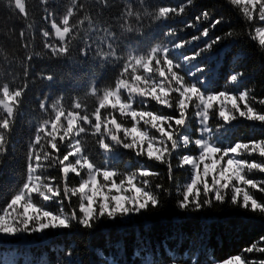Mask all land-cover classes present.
Listing matches in <instances>:
<instances>
[{
    "label": "snow or ice",
    "instance_id": "obj_1",
    "mask_svg": "<svg viewBox=\"0 0 264 264\" xmlns=\"http://www.w3.org/2000/svg\"><path fill=\"white\" fill-rule=\"evenodd\" d=\"M41 2L47 4V0ZM230 3L243 4L245 19L250 24L256 21L257 14L259 21L264 23V0H230ZM7 4L27 19V0H7ZM143 5L144 0H140V6ZM82 7L77 0H71L70 6L59 20L55 12L45 8L47 14L44 19L50 23L51 29H43L40 33L45 54H50L53 59L70 55L71 46L77 39L76 33L83 23H73L72 19ZM136 7L132 0L124 6L119 17L122 31L137 33L138 29L133 24L143 26L144 15ZM177 11L176 7L159 6L154 12L148 13V16L150 20L160 22ZM179 11H183V5ZM209 15L208 12L202 14L205 19ZM200 18L197 17L198 20ZM84 20H88L91 27L87 16ZM220 22L216 20L212 27ZM102 31L103 36L81 37L79 53L84 58L91 54L103 65H110L114 70V84H109L102 90L95 84L92 86L91 95L96 97V103L91 111L79 99L72 103L71 110L66 109L62 103V95L51 103L47 97L39 102L38 108L47 115V119L37 123L34 138L29 142L26 176L22 187L11 195L6 206L0 208V244L5 237L12 239L32 234L43 235L48 230L71 229L73 226L90 231L105 219H119L124 223L131 217L159 209L162 206V195L171 196L170 190L163 183L153 184V178H159L160 173L144 166L126 173L116 170L112 162L119 150L167 163L168 179L172 180L173 153L195 145L198 154H185L180 158V167L187 166L190 175L187 182L177 185V209L184 213H194L216 204H230L234 208L264 216V202L258 200L251 191L264 193V181L248 178L247 175L253 171L264 173V139L227 144L222 140L231 122L238 118L264 125V111L257 110L250 102L256 101L264 106V98L257 101L252 96L251 89L230 95L227 85L224 90L210 91L209 77L198 75L209 71L208 64H192V61L210 52L216 44L232 38L233 33L229 31L223 36H215L191 54L181 52L174 57L173 52H179L186 44L208 36L209 29L205 28L200 36H193L189 41H167L152 46L147 51L128 52L126 55L121 54L120 37L108 28ZM175 33L176 29L171 28L164 35L174 36ZM248 35L253 41L258 39L260 49L264 51V27H256L255 34L249 32ZM25 38L26 33L21 30L20 39L24 42L23 47L27 48L29 44ZM33 55L39 57L41 53L25 57L23 86L13 87L8 82L0 83V112L3 113L0 115V156L7 152L8 133L27 91L29 62ZM243 74L241 71L233 72L227 83L235 85ZM40 78L48 81L54 79L52 74H41ZM150 101L175 110V115L149 110ZM136 104L142 107L137 109L134 107ZM193 107L199 125L196 130L198 138L195 139L182 131L188 125L190 108ZM117 112L119 118L115 115ZM213 115L217 121H222L215 127L211 124ZM129 121L131 127L125 126ZM87 137H91V144ZM62 144L68 150L61 158ZM93 152L102 154L100 163L93 159ZM245 154L259 156L260 159L240 158ZM49 166L59 167L64 183L62 190L53 182L55 177L43 175ZM70 173L80 177L78 187H69ZM34 194L41 198L42 203L38 204L33 199ZM77 196L78 208L72 204V198ZM65 200L68 201L67 208ZM52 201L59 205L57 211L47 209L46 205ZM260 241L264 242V237ZM245 251L264 252V248H257L253 244ZM64 255V264H80L72 258V250L66 251ZM170 259L172 264H201L199 256L194 253L189 254L187 259L182 254L173 255ZM0 264L21 262L9 260L5 252H0ZM106 264H116V261L106 260ZM144 264H155V261L145 260ZM223 264L254 262L238 254L225 259ZM258 264H264V260Z\"/></svg>",
    "mask_w": 264,
    "mask_h": 264
},
{
    "label": "trees",
    "instance_id": "obj_2",
    "mask_svg": "<svg viewBox=\"0 0 264 264\" xmlns=\"http://www.w3.org/2000/svg\"><path fill=\"white\" fill-rule=\"evenodd\" d=\"M77 2L83 5L72 19L73 23L83 21L76 33L77 39L73 42L68 57L53 59L50 54H45L40 34L43 29L51 31L50 23L44 19L47 14L45 8L55 12L59 20L70 6L71 0H47L46 5L41 0H27V19L19 15L14 7L9 8L7 0H0V83L8 82L13 87L23 86L25 57L41 53L39 57L33 55L29 62L27 91L8 133L7 152L0 156V208L6 206V202L22 187L25 179L29 142L34 138L37 123L47 119V115L38 108L39 102L47 97L51 103L62 95V103L66 109L71 110L72 103L79 99L91 111L96 103V97L91 95L92 86L95 84L102 90L109 84H114V70L110 65H103L91 54L88 58L80 56L81 37L103 36L102 30L108 28L120 37L121 54L126 55L128 52L147 51L150 47L167 41H189L193 36H200L205 28L209 29L208 36L186 44L179 52H173L175 57L181 52L191 54L203 47L209 39L231 31L232 38L216 44L210 52L192 61V64H208L209 71L198 75L209 77L210 91L224 90L227 85L230 95L251 89V94L257 101L264 98V51H261L258 39L253 41L248 35L249 32L255 34V28L263 24L259 21L258 14L256 21L250 24L245 19L243 8L232 5L230 0H191V3L189 0H144L143 7L140 6V0H132L137 6L136 10L144 15V20L142 27L133 24L138 29L137 33H127L122 31L119 17L129 0ZM181 5L182 12L179 11ZM159 6L176 7L178 11L170 14L164 21L150 20L148 13L154 12ZM204 12L210 14L207 19L202 16ZM85 16L91 21V27L88 20H84ZM197 17L201 18L198 20ZM216 20L221 22L213 28ZM171 28L176 29L175 35L165 36L164 33ZM21 30L26 33L25 39L29 44L27 48L23 47L24 42L20 39ZM97 30L100 31L97 33ZM237 71L244 74L235 85L228 84V77ZM41 74H52L54 79H41ZM126 98L125 94L124 99ZM250 102L257 110L264 111V106L258 102ZM134 107L139 109L142 106L136 104ZM241 108L243 109L242 102ZM148 109L175 115V110L163 108L154 101L149 102ZM0 115L3 113L0 112ZM115 115L119 118L118 112ZM219 122L222 121H217L215 115L211 117L213 127ZM125 126L131 127V122ZM141 127L143 128L142 123ZM198 127L193 107L190 108L188 125L182 131L195 139L198 138ZM87 139L91 144V137ZM252 139H264V125L245 118L232 121L222 137L225 144L248 142ZM67 150V146L62 144L61 158ZM197 152L195 145L189 146L187 150L181 148L174 152L171 158L173 178L169 180L167 163L119 150L112 162L116 170L126 173L144 166L160 173L159 178H153V184L163 183L170 190L171 196L162 195V206L159 209L131 217L124 223L119 219H105L90 231L73 226L71 229L48 230L43 235L35 234L23 242L4 241L0 244V252H5L7 258L20 261L21 264H64V254L68 250L74 252L72 258L80 264H106V260H115L116 264H144L145 260H153L155 264H161V261L163 264H172L171 256L182 254L187 259L192 253L199 256L201 264L222 263L238 254L258 264L264 260V252L249 253L245 249L253 244L257 248H264V242L260 241L264 237V216L234 208L230 204H216L194 213H184L177 209L176 188L186 182L189 173L187 166L180 167V158L185 154L196 155ZM92 156L97 163L103 159L102 154L97 152H93ZM245 159L259 160L260 157L245 155ZM43 175L55 177L53 182L63 189L59 167L49 166ZM247 175L248 178L264 181V173L259 171ZM79 182L80 177L69 174V187H78ZM251 191L258 200L264 202V193ZM33 199L38 204L42 203L41 198L35 194ZM78 202V196L72 198V204L77 208ZM64 204L67 208L68 201L65 200ZM46 207L57 211L59 205L52 201Z\"/></svg>",
    "mask_w": 264,
    "mask_h": 264
},
{
    "label": "rangeland",
    "instance_id": "obj_3",
    "mask_svg": "<svg viewBox=\"0 0 264 264\" xmlns=\"http://www.w3.org/2000/svg\"><path fill=\"white\" fill-rule=\"evenodd\" d=\"M240 6H241L242 8L244 7L243 4H241ZM261 27H264V23L262 24ZM141 71H142V70H141ZM228 107L230 108L231 105L229 104ZM65 123H66V122H65ZM198 126H199V125H198ZM145 146H146V145H145ZM197 154H198V152H197ZM245 155H246V154H245ZM245 155L241 156L240 158L245 159ZM188 170H189V169H188ZM189 175H190V170H189L188 176H189ZM187 178H188V177H187ZM208 179H209V181H210V180H211V177H209ZM186 182H187V179H186ZM20 210L22 211L23 209H20ZM33 235H35V234H32L31 236H33ZM29 237H30V236H27V235L22 236V237L12 238V239H9V238L5 237V240H4V241H10V242H23V241L28 240ZM6 257H8V256H6ZM7 259H9V258H7ZM9 260H14V259H9ZM210 264H223V262H222V263H216V262H213V263H210Z\"/></svg>",
    "mask_w": 264,
    "mask_h": 264
}]
</instances>
